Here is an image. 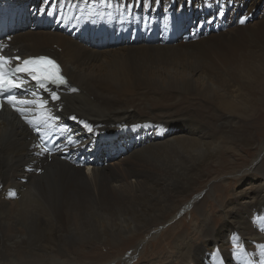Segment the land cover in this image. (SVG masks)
I'll use <instances>...</instances> for the list:
<instances>
[{"label":"bare ground","instance_id":"obj_1","mask_svg":"<svg viewBox=\"0 0 264 264\" xmlns=\"http://www.w3.org/2000/svg\"><path fill=\"white\" fill-rule=\"evenodd\" d=\"M51 3L85 19L121 13L179 21L190 24L197 39L94 48L61 32L28 28L31 24L10 34L23 55L53 51L78 91L61 89L60 101L54 106L49 102L58 123L68 127L67 139L74 141L64 142L59 158L51 162L46 154L36 155L34 135L16 114L0 112V264H81L70 255L81 245H119L118 250L131 245L137 250L144 240L134 244L138 232L186 209L173 203L183 183H170H179L182 171L191 173L198 166L195 160L215 159L224 140L247 141L248 129L241 124L246 119L259 122L255 110L264 103L263 95L257 96L264 92V0H159L151 8L147 0H137L129 12L97 6L94 13L85 7L83 14L69 9L68 0ZM46 5L47 0H37L36 6ZM221 8L223 17L216 15ZM243 17L247 21L242 25ZM160 65L171 66L163 70ZM187 95L204 105L178 113ZM143 103L166 109L163 115H151L153 110ZM210 107L217 115L202 118ZM214 117L225 122L227 133L212 130ZM87 153L97 159L92 170L63 159ZM250 153L254 157L240 171L245 172L241 183L258 187L220 205L224 219L217 226L207 212L202 214V225L195 227L204 232L201 243H194L191 233H180L176 264H220L221 258L226 264H246V259L255 264L260 257L264 146ZM163 185H169L167 193ZM13 191L15 197L9 195ZM129 207L134 214L124 215ZM234 235L244 249L239 260L232 255ZM132 255L124 257L127 262Z\"/></svg>","mask_w":264,"mask_h":264},{"label":"rangeland","instance_id":"obj_2","mask_svg":"<svg viewBox=\"0 0 264 264\" xmlns=\"http://www.w3.org/2000/svg\"><path fill=\"white\" fill-rule=\"evenodd\" d=\"M179 5L176 6L177 10ZM240 15L241 14H239L236 18L240 17ZM190 39H197V37L194 36ZM170 66L171 65H160L159 69L164 70ZM262 95L264 97V92L257 93L258 97H261ZM193 99L192 95H187V98L183 99L179 103L181 108H178V113L191 109V107L196 110L199 105H204V102L199 97H196L194 100ZM262 101L263 100L259 103L260 107L256 109L257 112L255 110V114L260 115L259 122H251V120L246 119L244 123L241 124V127L244 126L248 129V134L246 135V138L248 139L247 141L232 140L227 142V140H224L221 146V152L215 156V159H208L207 161L202 159L201 162H199V160H195L198 162V166L194 168L191 173L186 170L184 172L182 171L183 174L181 175V179L178 180L179 183H170L172 187L183 183L184 187H180V194L173 197L175 198L173 203L174 205L177 203H180L181 206L185 205L186 209L179 212L175 217L172 213L168 214L165 221L154 224V229L150 230V228H145L141 232H138L140 236L139 238L134 239V244L140 243L139 241L142 238L144 240L140 243L137 250L134 251L132 248L133 246L131 245L124 247V250H118L119 245H96L98 248L81 245L79 247V251V248L76 249V247L74 253L69 251L71 256L75 255L76 257L72 259L82 261L81 264H176L177 261L175 263V251L176 248H178L177 240L180 233L185 231L187 236L191 233V236L194 238L193 242L201 243L203 241L202 235H204V232L199 230L197 231L195 227L202 225V214L207 212L211 220H213L214 224L217 226V224L222 222L224 219V214L222 213V207L220 205L231 199L233 196H245L244 192H241L245 189L248 193L252 194L254 189L258 187V185H247L248 182L242 184L241 181L245 179V172L240 171L245 169L252 161L254 153L251 154L250 152L257 151L260 146H264V103ZM145 104L147 103H143L141 106L144 108L149 107L153 110L151 106ZM170 108L171 107H167V109ZM165 109L166 107L159 104L155 107V110H153L151 115H157V113L161 114V111H164ZM213 110L214 109H211V107L204 109L202 118H205L204 115H206L207 118H209L208 116H211V114L217 115L216 111L214 110V112ZM200 115H202V113ZM213 120L215 123V126L212 128L213 131L218 130V133L228 132L226 129L227 125L224 121H222V119L214 117ZM220 164H223L224 167ZM262 168H264V166ZM45 172L43 171L42 174ZM187 185H192L193 188L191 187V189L188 190L189 187ZM209 185H215V187H210ZM168 186H162V189L165 188V193L168 192ZM199 201H201V208L196 205ZM124 210V215H133L135 208L129 207ZM173 226H175V228ZM146 234L152 235L146 236ZM122 238L125 239L126 237ZM162 240L164 243L160 244ZM79 252L82 253L79 254ZM131 254H133L132 258H130V262H127L124 257ZM65 259H67V256Z\"/></svg>","mask_w":264,"mask_h":264},{"label":"snow or ice","instance_id":"obj_3","mask_svg":"<svg viewBox=\"0 0 264 264\" xmlns=\"http://www.w3.org/2000/svg\"><path fill=\"white\" fill-rule=\"evenodd\" d=\"M79 3L85 5L90 13H94L97 6L114 8L117 12H129L136 6L137 0H78ZM159 0H147V7L151 8L158 4ZM48 7H53L51 0H47ZM69 9L78 10L81 14L85 12V7H77L76 3L68 0L66 5ZM44 9L38 10L40 14H45ZM59 12L61 17L64 15L63 8H54L52 12H47L48 15L55 16ZM110 15V13H109ZM217 16L223 17L224 10L221 8L216 13ZM215 17L212 18L214 20ZM212 20L208 22L211 23ZM247 17L240 19V24H245ZM11 35L0 38V110L6 106L11 107L20 118L29 125L37 134L40 144H35L37 149L36 155L43 156L51 155L52 150L48 147L49 143H53L57 133H63L67 129L62 127L58 122L60 117L53 114V108L48 107L49 102L53 106L61 99V89L75 93L77 88L70 85L69 79L62 71L61 64L49 55H36L27 58L16 54H7L6 49H9L8 41H11ZM30 82L35 83V89L27 87ZM20 93L31 98H21ZM42 94H46L44 98ZM59 110V109H57ZM73 121L77 120L75 115L70 116ZM84 123L88 131H92L90 125ZM69 143H74L71 137ZM10 196L15 197L16 193L10 192ZM238 237L235 235L231 239L233 245L232 255L239 260L243 252V245L238 244ZM260 257L255 264H264V244L258 245ZM216 255H220V249H216ZM246 259V257H245ZM220 264H226V261L221 258ZM246 264H252L247 261Z\"/></svg>","mask_w":264,"mask_h":264}]
</instances>
